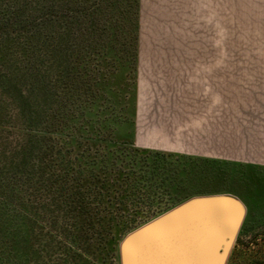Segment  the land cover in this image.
I'll use <instances>...</instances> for the list:
<instances>
[{
	"label": "rangeland",
	"instance_id": "rangeland-1",
	"mask_svg": "<svg viewBox=\"0 0 264 264\" xmlns=\"http://www.w3.org/2000/svg\"><path fill=\"white\" fill-rule=\"evenodd\" d=\"M20 1L0 0V259L9 256L8 264H120L126 222L140 226L161 214L149 217L151 211L170 209L174 201L230 193L243 202L246 215L225 264H264L263 166L149 150L133 142L138 58L185 59L190 65L193 59H227L225 94L213 90L219 83L210 81L206 67L196 61L192 90H177L176 99L170 94L164 101L175 100L180 106L221 104L229 119L246 116L242 106L256 105L252 85L264 83V0L222 1V28L219 19L208 18L205 24L198 16L201 11L189 15L187 0L186 9L176 11L184 17L175 16V0H138L135 44H109L80 62L97 78L82 77L86 85L92 82L98 88L94 90L103 106L97 112L117 118L114 141L98 136L84 121L75 130L53 131L49 85L55 62L43 42L25 44L32 31L29 25L16 21L10 32L3 26V14ZM206 2L214 15L213 0ZM131 17L126 26L134 30ZM64 48L65 55L72 51L69 43ZM134 52L136 60L130 58ZM237 80L247 90L237 92ZM86 87L82 96H89ZM234 120L228 126L234 128ZM113 144L124 145L121 173H108L98 163L104 146ZM114 174L117 180L110 179ZM105 188L110 189L109 197H94ZM81 195H89V206L117 214L118 224L87 225L76 218L71 209L75 196Z\"/></svg>",
	"mask_w": 264,
	"mask_h": 264
},
{
	"label": "trees",
	"instance_id": "trees-1",
	"mask_svg": "<svg viewBox=\"0 0 264 264\" xmlns=\"http://www.w3.org/2000/svg\"><path fill=\"white\" fill-rule=\"evenodd\" d=\"M15 5L12 11L5 12L2 16L6 31L10 32L11 24L16 21L26 23L25 25H29L33 32L29 33L28 42L25 44L43 42L46 45L48 58L55 62L52 68V83L49 85L51 92L49 116L53 131L60 133L67 128L75 130L80 126L79 123L84 121L98 136L105 134L113 140L117 118H107V115L97 112L103 106V101L98 100V88L92 82L86 85L82 77L88 76V80H97V78L89 68L86 69L85 65L81 66L80 62L85 59L87 53L98 54L109 44L114 47L126 43L130 46L135 44L138 0H29L26 3L21 0ZM131 15H134V30L126 26V21H132ZM67 43L72 51L65 55L64 46ZM121 51L127 52L125 48ZM63 57L67 60L65 68L60 63ZM130 58L136 60L135 52L133 56L130 55ZM85 86L89 90V96H82L81 91ZM83 105L86 106L82 108ZM86 107L91 108V111L85 110ZM93 116H95L94 119ZM116 144L104 146L106 152L100 155L98 161L108 173L111 171L121 173L122 171L120 166L124 159L122 157L123 148L120 146L124 147V145L117 146ZM155 166L151 167L152 174L156 170ZM110 179L117 180L116 174ZM109 191L110 189L105 188L101 192H96L98 196L94 197L100 200L109 197ZM89 199V195L75 196V207H72L71 211L76 218L81 219L87 225L105 223V221L118 224L120 218L117 214L113 215L112 211L105 207L89 206ZM177 203L179 202H172L170 207H174ZM164 211L166 210L151 211L148 216H155ZM126 223H128L125 230L127 233L138 227L131 221ZM244 225L245 219L237 238L241 235ZM8 260L12 259L4 256L0 262L8 264Z\"/></svg>",
	"mask_w": 264,
	"mask_h": 264
},
{
	"label": "crops",
	"instance_id": "crops-1",
	"mask_svg": "<svg viewBox=\"0 0 264 264\" xmlns=\"http://www.w3.org/2000/svg\"><path fill=\"white\" fill-rule=\"evenodd\" d=\"M206 1L187 0L189 15L195 12L193 14L196 16V12L201 11L198 16L205 20V24L210 23L208 18H214L219 19L220 28L222 25L225 27V19H222L224 0H213L214 15L210 13L209 5H205ZM185 9V0H175L176 17H184V14L176 11ZM184 60L169 57L138 58L134 144L140 148L177 155L264 167V83L252 85V91L257 93L253 96L256 105L242 106L247 111L240 112L246 116L234 117L233 128L228 126L229 120L233 124V119L228 118L227 107L221 104L180 106L175 104V100L164 101L166 95L169 97L171 94L175 98L179 94L177 90H192L195 82L190 76L196 71V61L198 65L206 67L204 75L210 81L219 83L213 90L223 94L227 92V59H202V63L200 59H193L191 65ZM160 81L162 84H159ZM162 85L164 89L160 88ZM171 86L174 89L167 91L171 90ZM244 87L239 80L236 81L237 92L247 90Z\"/></svg>",
	"mask_w": 264,
	"mask_h": 264
},
{
	"label": "water",
	"instance_id": "water-1",
	"mask_svg": "<svg viewBox=\"0 0 264 264\" xmlns=\"http://www.w3.org/2000/svg\"><path fill=\"white\" fill-rule=\"evenodd\" d=\"M246 215L235 195L192 196L128 232L120 264H225Z\"/></svg>",
	"mask_w": 264,
	"mask_h": 264
}]
</instances>
